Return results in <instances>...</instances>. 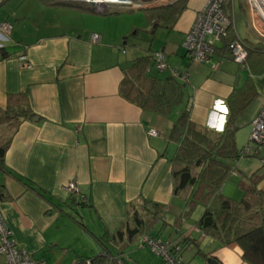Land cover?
Masks as SVG:
<instances>
[{
  "label": "crops",
  "instance_id": "crops-1",
  "mask_svg": "<svg viewBox=\"0 0 264 264\" xmlns=\"http://www.w3.org/2000/svg\"><path fill=\"white\" fill-rule=\"evenodd\" d=\"M206 1L188 0L173 22L154 25L146 9L158 4L145 5L136 22L133 13L123 14L136 10L118 7L103 14L77 2L0 0V23L12 26L8 34L0 32V109L10 96H22L32 114L12 126L0 125V143L8 141L0 166V211L16 247L45 264H74L101 252L99 238L122 225L130 202L146 199L165 208V225L156 223L149 236L167 242L188 237L180 254L185 264V249L190 264H205L209 257L221 264H248L236 243L221 244L195 226L203 205L193 208L201 205L189 222L193 210L177 220L186 207L172 190L170 158L176 144L167 137L184 108L193 123L220 130L229 107L236 105L235 89H243L241 98L254 93L235 116L236 142L264 104V53L251 55L250 66L239 65L226 55L221 39L206 62L186 53L184 36ZM235 3L242 6L236 0L233 8ZM230 5L231 0L225 10L233 17ZM247 15L245 35L237 33L234 20L233 26L239 37L256 42ZM159 26L167 27L160 48L152 45ZM156 51L168 67L161 71L150 65V76L164 78L177 70L187 78L182 106L168 114L142 108L120 92L131 62ZM167 56H174L170 63ZM150 128L158 135L148 136ZM70 180L79 193L64 190ZM258 187H264V179ZM230 191L224 183L222 194L229 197ZM81 196L87 205L80 204ZM127 256L133 264H156V256L137 238L127 245ZM4 261L0 255V264Z\"/></svg>",
  "mask_w": 264,
  "mask_h": 264
},
{
  "label": "trees",
  "instance_id": "trees-1",
  "mask_svg": "<svg viewBox=\"0 0 264 264\" xmlns=\"http://www.w3.org/2000/svg\"><path fill=\"white\" fill-rule=\"evenodd\" d=\"M186 1L173 0L167 4L147 8L146 16L154 25L169 24L185 8ZM84 5L93 9L91 5ZM226 30V35L220 39L222 49L229 58L232 59L230 45L237 39L247 52L246 59L241 65L250 66L251 55L264 53V40L257 39L256 42H252L250 39L241 38L231 24ZM216 50L214 45L213 52ZM150 65L154 66L153 53L134 59L124 70L120 92L142 108L168 114L183 99L186 75L182 77L180 74L170 73L164 78L152 77L147 72ZM253 95L254 93L241 98L245 96L243 89H235L232 96L236 105L229 107L220 130L193 123L189 119L188 109L184 108L173 121L167 138L176 144V151L170 158L173 194L181 195L186 207L177 220L183 219L196 205H203L204 209L195 223L202 233L221 244L236 243L241 248L242 259L246 263L264 264V187H258L260 181L264 179V169L261 167L256 169L245 183H239L243 192L241 199L230 198L221 192L224 182L237 170L234 163L243 156L254 155L247 152L245 147L244 149L237 147L234 126L236 114L252 101ZM31 116L24 97L10 96L5 109H0V125L8 122L12 126L20 119ZM262 142L264 140L258 143ZM7 145V140L0 143V166ZM79 202L88 204V200ZM164 213L165 208L162 204L150 200L130 202L122 225L112 233L105 232L99 238L103 246L102 251L88 258H78L74 264H126L124 254L127 245L141 235L149 236L156 223L161 222L162 226L165 225ZM169 243L173 257L185 264L180 254L188 244V237ZM109 246L115 248L116 252L110 250Z\"/></svg>",
  "mask_w": 264,
  "mask_h": 264
},
{
  "label": "built area",
  "instance_id": "built-area-1",
  "mask_svg": "<svg viewBox=\"0 0 264 264\" xmlns=\"http://www.w3.org/2000/svg\"><path fill=\"white\" fill-rule=\"evenodd\" d=\"M65 2H77L91 5L98 11H109L110 7L115 5L121 9L135 10L142 8L141 0H117L118 2L106 1L102 5H97L93 0H58ZM226 0H207L203 8L197 11L194 21L186 32L183 47L188 56L197 62H206L209 60L213 52L214 40L220 39L226 35V29L230 26V20L224 8ZM251 13L260 15L255 7L253 0H247ZM11 24L3 21L0 23V32L8 34L11 31ZM94 34L92 39H96ZM232 60L237 64H243L247 52L244 45L239 39L231 45ZM154 66L158 70H166L167 64L164 60L162 52H153ZM173 75H182L177 70L171 72ZM251 136L250 138L256 142L264 140V104L260 107L255 117L251 121ZM148 136L158 135L157 130L150 128L147 130ZM247 150V147L245 148ZM64 190L68 193H79L78 188L73 180L67 182ZM81 201L86 202V198L81 196ZM11 230L4 221L0 211V255L5 259L4 264H45L44 259L32 257L29 252L15 246L11 239ZM137 242L140 246L147 247L154 254L163 258L165 264H182L180 259H175L170 252V243L163 241L160 238H154L147 235H141Z\"/></svg>",
  "mask_w": 264,
  "mask_h": 264
},
{
  "label": "rangeland",
  "instance_id": "rangeland-1",
  "mask_svg": "<svg viewBox=\"0 0 264 264\" xmlns=\"http://www.w3.org/2000/svg\"><path fill=\"white\" fill-rule=\"evenodd\" d=\"M95 1H99V0H95ZM135 1H138V0H135ZM170 1H173V0H141V2H142L141 6L150 5V4L163 5L164 3H167V2H170ZM226 1L228 2V0H226ZM235 1L236 0H231V4L232 5H230V7L233 8V3ZM239 1L241 2L242 6L239 7L236 3L234 4L233 17H232L231 11H226V13H228L227 15H229L228 18L230 20V24L233 26V20H234V25H235V29H236L237 33L240 34L241 36L245 35L247 33V29H246V26H245V21H244L243 15H244V13L245 14H249V15L246 16V18H247L248 24L249 25L251 24V26H252V31H253V34L255 36V39L264 40V29H262L261 26H260V22L257 19L258 16L256 14H254V13H251L252 10H250V7H249V5L247 3V0H239ZM187 5H189L188 4V0L186 1V6ZM116 7L117 6L113 5V6L110 7V9L112 10L113 8H116ZM142 8L135 9L136 10L135 12L134 11L133 12H126V13H123V14L133 13L131 16H134V20L137 22V21H139L140 19L143 18L142 16L144 14L142 12ZM128 10H130V9H128ZM161 27H163V26L157 27V30H156V32L154 34L153 41H152L153 47H159L160 48V46L162 45L159 42V40L161 38L160 35L163 36L165 33H167V27H166V29H162ZM233 28H234V26H233ZM169 38H170V36H169ZM218 42H219L218 39L214 40V43L217 44ZM173 57L174 56H167L166 61H168L170 63L171 60L169 58H173ZM179 106H182V105L180 104ZM246 128H247V130H246ZM239 130L240 129L236 130V132H238ZM241 130H245V132H247V131L248 132L244 136L243 139L242 138L237 139V141H236L237 147L240 148V149H242V148L244 149V147L245 148L247 147V152L253 153L254 155L251 156V157L243 156V157L239 158L234 163L237 170L234 172V174H232L233 176H231L230 179H228V180H226L224 182L227 185V187L231 188V190H232V191H230V192H232V194L231 195L229 194L230 195L229 197L233 198V199H237V200L241 199L242 196H243V192H242L241 187H239V183L240 182L245 183L247 181V179H249L250 174L253 171H255L256 169H258L260 167L262 169H264V142L258 143V142L254 141V140H252L250 138L251 130H252V126L251 125L245 126V127L241 128ZM170 144L169 145L171 146V148L172 147L175 148V145L173 146V143H170ZM224 195H227V194H224ZM199 206H201V205H199ZM199 206H197V208H195L192 211L193 213H192L190 219H187V220L185 219L187 222H189V220H191L195 216L196 212L199 209ZM167 215H169V214H167ZM169 227L170 226L168 225L167 229ZM163 230H165V228H163ZM162 234L166 235L167 233H166V231H164V232H162ZM145 248H147V247H145ZM151 254H153V253L151 252ZM189 254H190V251H187V249H185L183 251V255H182L183 257L182 258L184 259V261H187L190 264L189 261H191V259H190ZM155 256H156V264L158 263V260H161L160 264H165L162 257H160L158 255H155ZM157 258H160V259L157 260ZM126 260L130 264H133V260L128 258V256L126 257ZM196 261L199 262V259H197Z\"/></svg>",
  "mask_w": 264,
  "mask_h": 264
},
{
  "label": "water",
  "instance_id": "water-1",
  "mask_svg": "<svg viewBox=\"0 0 264 264\" xmlns=\"http://www.w3.org/2000/svg\"><path fill=\"white\" fill-rule=\"evenodd\" d=\"M97 12L99 13H108L109 11H98L96 10ZM257 19L259 20L260 22V26L262 29H264V16H258ZM239 75H237V78H236V83H238V79H239ZM205 264H221L217 259L213 258V257H209L206 259V262Z\"/></svg>",
  "mask_w": 264,
  "mask_h": 264
},
{
  "label": "bare ground",
  "instance_id": "bare-ground-1",
  "mask_svg": "<svg viewBox=\"0 0 264 264\" xmlns=\"http://www.w3.org/2000/svg\"><path fill=\"white\" fill-rule=\"evenodd\" d=\"M94 2L97 3V5H102L103 3H105L106 1H109V0H99V1H95L93 0ZM112 2H118L117 0H110ZM254 4H255V7L258 11V13L260 15H264V0H253Z\"/></svg>",
  "mask_w": 264,
  "mask_h": 264
}]
</instances>
